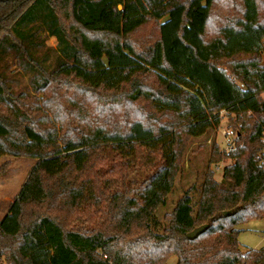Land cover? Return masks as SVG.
Masks as SVG:
<instances>
[{"label": "trees", "instance_id": "16d2710c", "mask_svg": "<svg viewBox=\"0 0 264 264\" xmlns=\"http://www.w3.org/2000/svg\"><path fill=\"white\" fill-rule=\"evenodd\" d=\"M150 20L159 37L138 48ZM263 54L264 0H0V156L36 159L0 220V264H264L238 228L264 217ZM123 99L150 118L124 120ZM222 113L233 162L221 180L208 165L159 229L186 142ZM59 211L104 221L65 225Z\"/></svg>", "mask_w": 264, "mask_h": 264}, {"label": "rangeland", "instance_id": "374dc122", "mask_svg": "<svg viewBox=\"0 0 264 264\" xmlns=\"http://www.w3.org/2000/svg\"><path fill=\"white\" fill-rule=\"evenodd\" d=\"M66 22V21H65ZM214 23L218 24V21L211 20V25L209 28V35H212L214 31ZM159 37L158 22L155 20H150L143 26H141L137 31H135L130 36V41L138 48H143L155 41ZM47 45L55 48L57 46V41L55 37H49L46 41ZM264 63V54H263ZM27 78L25 77L26 81ZM56 91L47 94V96L55 97ZM120 111L124 115V120L130 118L145 117L150 118L149 111L144 107L139 105L127 106L126 101L123 99L120 103ZM223 118L220 126L215 128L208 137L192 138L186 142L184 158L181 169L175 179L174 188L168 196V200L165 206L159 210L158 213V228H163L165 224L164 214L170 212L175 206L177 200L183 195V193L190 188L193 184H196V189L193 190L194 198L199 196L198 188L202 182L203 172L209 165L211 169L214 170V178L216 180H221L224 168L233 162V158L227 156L228 152L225 150V141L223 136V131L235 132V128L232 126V117L226 113H222ZM159 114H157L158 116ZM152 116V113H150ZM156 118H153L155 121ZM216 143L221 151V160L219 162L211 163L210 160L213 158V144ZM119 158L113 153L106 154V159L102 170L105 176H108V170L110 165L115 163L118 164ZM36 163L35 158L27 156H16L11 154H5L0 156V220L4 217L5 213L8 211L11 202L18 195L20 189L28 178L31 168ZM88 210L85 213L91 214ZM97 212V210L94 209ZM57 214L61 217V221L66 225L83 224L85 226L101 224L104 220L102 217L97 216L89 219L84 218L82 220H75L72 213L67 211H59ZM87 215V214H85ZM90 221V222H89ZM241 229L239 233V241L241 243L242 250H247L248 248H261L264 247V217L250 219L247 222L241 223L238 226ZM177 256L171 255L166 264H177Z\"/></svg>", "mask_w": 264, "mask_h": 264}, {"label": "built area", "instance_id": "2783aa9c", "mask_svg": "<svg viewBox=\"0 0 264 264\" xmlns=\"http://www.w3.org/2000/svg\"><path fill=\"white\" fill-rule=\"evenodd\" d=\"M241 86L243 87L244 85L241 84ZM261 98L264 99V91L261 93ZM223 136H224V141H225V150L227 152H233L237 150V144L235 142L236 139V135L234 133H232L231 131H223ZM261 141L263 143V148L259 154L262 163L264 164V127L263 130L261 132Z\"/></svg>", "mask_w": 264, "mask_h": 264}, {"label": "water", "instance_id": "95a60500", "mask_svg": "<svg viewBox=\"0 0 264 264\" xmlns=\"http://www.w3.org/2000/svg\"><path fill=\"white\" fill-rule=\"evenodd\" d=\"M122 6L119 5V8H121ZM225 214H227V212H225ZM208 224H203L200 225L196 228H194L193 230H191L190 232H188L187 236L189 239H195L196 237H198L201 233H203L207 228H208Z\"/></svg>", "mask_w": 264, "mask_h": 264}]
</instances>
